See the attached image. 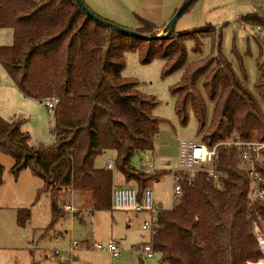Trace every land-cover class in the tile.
<instances>
[{"label":"trees","instance_id":"trees-1","mask_svg":"<svg viewBox=\"0 0 264 264\" xmlns=\"http://www.w3.org/2000/svg\"><path fill=\"white\" fill-rule=\"evenodd\" d=\"M245 19L264 26L260 17ZM140 23L137 33L158 35L156 26ZM0 29L13 30V43L0 46V65L19 92L35 100L58 99L51 146H30L21 121L0 116V153L14 160L12 174L18 177L28 169L44 182L37 197L50 195L48 230L64 219L59 198L69 188L85 199L91 212L111 210L112 171L95 166L107 151L115 152V167L127 184L136 186L139 201L163 175L131 163L136 155L153 150L163 120L153 114L156 98L141 92L136 80L123 77L128 52H137L142 64L165 61L163 77L184 69L170 91L177 97L180 122L188 124L189 111L195 116L199 143L212 147L236 136L264 141L259 100L222 55V34L214 27L173 29L165 37L145 40L102 25L75 0H0ZM206 37L218 54L187 65L186 43L192 41L193 51L200 54ZM259 68L255 87L264 99V68ZM242 75L246 78L243 69ZM216 167L226 174L220 183L202 173L189 183L186 174L173 208L159 212L153 246L162 263L263 264L254 223L260 217L264 224V203L250 205L249 179L232 147L220 148ZM3 173L0 163V189ZM30 218L29 209L17 213L22 228ZM137 264H144L142 258Z\"/></svg>","mask_w":264,"mask_h":264},{"label":"rangeland","instance_id":"rangeland-1","mask_svg":"<svg viewBox=\"0 0 264 264\" xmlns=\"http://www.w3.org/2000/svg\"><path fill=\"white\" fill-rule=\"evenodd\" d=\"M82 1L98 17L128 30L138 29L141 25L140 19L149 22L160 30L158 35L162 38L168 35L164 29L189 0ZM250 15L260 17L264 23V0H196L176 21L174 30L188 32L210 26L216 32H221L222 55L232 65L245 88L258 98L264 113V99L259 97L255 87L260 80L259 66L264 68V26L245 23V17ZM12 40V29H0V46H7ZM193 46L192 41L186 43L187 65L211 54H218L210 37L203 39L200 54L193 51ZM164 63L163 60L155 59L148 64H142L137 52H128L123 77L136 80L141 92L154 96L158 101L153 114L163 122L155 138L154 148L136 155L131 163L139 170L163 173L159 180L150 184L149 189L156 205L164 210H171L176 202L172 174L182 170L179 162L180 144L183 141L198 142L199 138L195 116L189 111L188 124L183 125L175 112L177 97L170 91L181 81L184 69L163 77ZM242 69L246 78H243ZM211 111L210 107V114ZM0 116L9 121H21V130L30 135V146H51L55 142L54 112L48 109L44 100L26 98L20 94L1 65ZM114 158L115 152L107 151L96 158L95 166L104 168L109 159ZM13 161L11 156L0 153V163L4 168V183L0 189V264H59L53 250L58 246L68 249L71 240L80 243L75 253L70 256L74 258L72 264H137L139 258H142L144 264H164L159 254L147 259L137 252L140 245L150 243L152 238L151 232L142 228L143 221L148 217L146 214L109 210L95 212L93 219L91 211L84 210L81 213L84 223H81L78 219L73 220L62 209L64 218L68 219L60 221L57 231L48 230L51 222L50 195L42 193L37 197L39 190L44 187L43 180L28 169L22 171L20 179L15 177L11 172ZM149 163L152 167L146 169ZM112 174L116 188H136L133 183L127 184L116 167ZM59 200L65 204L68 201L67 195L61 194ZM78 200L75 196V205L83 208ZM20 209L31 211V218L24 228L17 223ZM60 230L64 234V238L59 235L63 243L56 245L54 238L51 240V235ZM86 233L103 245L109 242L118 244L121 250L120 259L113 260L110 253L83 245Z\"/></svg>","mask_w":264,"mask_h":264},{"label":"built area","instance_id":"built-area-1","mask_svg":"<svg viewBox=\"0 0 264 264\" xmlns=\"http://www.w3.org/2000/svg\"><path fill=\"white\" fill-rule=\"evenodd\" d=\"M45 104L49 110L54 112L58 104V99L55 97L48 98L45 100ZM221 147H232L234 149L239 168L244 170L247 174L249 179L248 199L250 205L259 202L264 203V174L262 172L264 168V141L242 140L237 136L219 142L212 147L195 141L181 142L179 162L182 170L173 172L172 174L174 180L173 193L176 197V201L181 196V182L185 179L184 177L186 174L188 175L189 183L200 173L205 174L207 180L215 184L220 183L222 179L226 178V174L219 171L216 167ZM114 167V160L109 159L105 169L112 171ZM151 167L152 164L149 163L145 168L149 169ZM66 195L68 201L63 204L62 208L64 212L73 219L81 209L75 205L74 199L76 195L73 188L67 189ZM110 208L114 211H131L134 213L147 214L148 217L143 221L142 228L145 231L151 232V242L140 245L137 252L144 255L147 259L154 258L157 253L153 246V236L158 229V215L162 209L155 206L152 191L149 188L146 189L142 196V201H139L136 188L128 186L113 188L111 192ZM254 236L258 242L261 253L264 255V224L260 217H258V221L254 223ZM54 241L56 245H60L62 237H54ZM79 244L78 241L71 240L68 249H62L60 246L55 248L53 253L58 258L59 264H72L74 258L70 256L75 253ZM89 247L97 251L110 253L113 260H118L121 257L120 247L114 242L103 245L92 240ZM262 263L264 264V260Z\"/></svg>","mask_w":264,"mask_h":264},{"label":"water","instance_id":"water-1","mask_svg":"<svg viewBox=\"0 0 264 264\" xmlns=\"http://www.w3.org/2000/svg\"><path fill=\"white\" fill-rule=\"evenodd\" d=\"M80 7L83 9V11L91 18H94L97 22L101 23L104 26H108V27H112L114 28L116 31H119L121 33L130 35V36H135V37H139L145 40H155V39H159L161 38V36L157 35V36H148V35H141L139 33H137L136 31L133 30H128L122 27H119L117 25H114L108 21L103 20L102 18L98 17L97 15H95L91 10H89L86 5L83 3L82 0H75ZM196 0H189L187 1V3L182 7V9L173 17V19L171 20V22L169 23V25L164 29V32L169 34L172 32V30L174 29V25L176 23V21L179 19V17L182 15V13H184L189 7L190 5Z\"/></svg>","mask_w":264,"mask_h":264},{"label":"crops","instance_id":"crops-1","mask_svg":"<svg viewBox=\"0 0 264 264\" xmlns=\"http://www.w3.org/2000/svg\"><path fill=\"white\" fill-rule=\"evenodd\" d=\"M12 43H13V40H12ZM11 43V44H12ZM11 44H9V45H11ZM8 46V45H7ZM15 86V85H14ZM15 88L17 89V87L15 86ZM18 90V89H17ZM18 92H19V90H18ZM20 93V92H19ZM21 94V93H20ZM104 168H106V166L104 167ZM22 174H23V172H21L20 174H19V176H18V178L20 179V177L22 176ZM4 183V182H3ZM125 187H127V186H125ZM113 188H116L115 187V185H114V183H113ZM76 196H77V194H76ZM78 197V196H77ZM78 202H79V204H80V206L81 207H83V208H80L81 209V211L80 212H78L77 214H76V216L73 218V220H75V219H78L81 223H84V218H83V215H81V213L84 211V210H86V211H90L89 209H87L88 208V206L89 205H87L86 204V201H85V199L83 198H80V197H78ZM155 206L156 207H159V208H161L160 206H158V205H156L155 204ZM50 209H51V207H50ZM162 209V208H161ZM162 210H164V209H162ZM91 214H93V219L95 218V216H94V214H95V212H91ZM142 214H146V213H142ZM147 215V214H146ZM66 219H68V218H64L63 220H66ZM60 223V222H59ZM59 223H57L55 226H54V228L53 229H51V231L52 230H56V227H57V225L59 224ZM131 227V226H130ZM90 229H92V227L90 228ZM62 230V229H61ZM60 230V232H58V233H60V234H58L56 231V233H53L52 235H51V240H53V238L54 237H57V236H59V235H62V237L64 238V234H61L62 233V231ZM25 232V231H24ZM65 232H67V230L65 229ZM89 232V231H88ZM87 232V233H88ZM87 233L85 234V236H84V240H83V245H85L86 247L87 246H90L91 245V243H92V240H93V237H88V235H87ZM65 234H67V233H65ZM63 243V242H62ZM82 250V249H81ZM108 253V252H107ZM53 255H54V253H53ZM55 256V255H54ZM56 257V256H55ZM57 258V257H56ZM55 259V258H54ZM58 259V258H57ZM57 259H55L58 263H59V260H57Z\"/></svg>","mask_w":264,"mask_h":264}]
</instances>
